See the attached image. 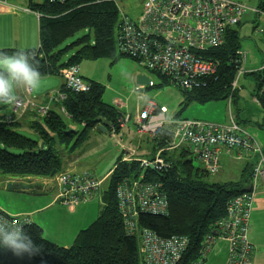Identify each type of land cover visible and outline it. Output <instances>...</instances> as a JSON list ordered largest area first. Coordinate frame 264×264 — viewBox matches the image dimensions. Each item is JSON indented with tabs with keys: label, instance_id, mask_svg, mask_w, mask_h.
Instances as JSON below:
<instances>
[{
	"label": "trees",
	"instance_id": "obj_1",
	"mask_svg": "<svg viewBox=\"0 0 264 264\" xmlns=\"http://www.w3.org/2000/svg\"><path fill=\"white\" fill-rule=\"evenodd\" d=\"M27 1L31 11L41 14L39 47L4 48L0 51L11 54L25 50L31 53L42 77L60 75L63 69L73 64L80 65L83 60L113 57L115 29L119 32L123 17L133 19L121 14L118 0ZM238 31H230L221 46L209 51L208 54L220 65L218 73L208 80L206 86L190 91L179 87L184 96L182 105L234 98L233 82L238 71L235 59L240 50ZM80 32L82 34L69 43ZM155 74L170 81L165 75ZM250 74L256 76L254 96L264 110V93L259 92L264 71ZM86 81L91 88L80 93L67 89L63 84L60 90L65 92L66 99L32 123V128L38 133L37 139L20 132L11 119L0 116V176L52 177L51 173L57 170L56 176L62 172L63 165L58 144H65L68 152L75 151L99 124V117L109 121L113 131L121 130L120 119L124 115L116 105L103 100L105 86L96 81ZM68 121L82 125V128L76 130ZM171 136L170 131L163 130L152 139L172 168L167 172L144 171L146 181L163 185L169 201L167 213L139 212L133 219L137 232L129 233L118 207L116 191L124 179L140 177L141 167L139 161H122L121 158L108 177L106 187L103 189V183L99 191L101 193L102 190L103 203L99 216L78 232L71 246L64 247L48 240L42 227L29 221L25 227L40 251L19 258L0 249V264H146L140 251V232L143 230L153 231L161 238L172 235L188 237V247L178 264H201L207 257L202 258L203 240L209 234L217 235L216 224L226 215L228 202L247 191L244 186L250 179L253 164L247 165L239 182H210L203 168L195 167L192 159H182L189 152L188 147L181 148L179 157L167 155L165 148L171 147Z\"/></svg>",
	"mask_w": 264,
	"mask_h": 264
},
{
	"label": "built area",
	"instance_id": "obj_2",
	"mask_svg": "<svg viewBox=\"0 0 264 264\" xmlns=\"http://www.w3.org/2000/svg\"><path fill=\"white\" fill-rule=\"evenodd\" d=\"M7 4L8 0H0V8ZM248 10L263 21L258 26V32L264 36V0L255 9H250L237 0H143L142 11L136 19L123 17L120 23L119 51L147 71L167 76L180 88L190 91L204 87L218 73L220 65L219 61L208 54L209 51L221 46L227 34L238 29ZM36 15L41 16L38 12ZM235 63L238 73L233 82L234 89L244 73L264 71V66L254 71L245 69L246 55L241 50L238 51ZM61 75L69 90L80 93L91 88L90 83L82 77L78 64L63 69ZM260 83V91L264 93V75ZM153 84L150 81L149 86ZM143 88L145 86H137L135 90ZM30 93L28 91V95ZM48 97L50 102L56 104L65 100L66 94L59 90L50 93ZM254 98L257 100L255 96ZM11 106L13 112L34 108L43 116L50 110L48 106L38 107L32 98H17ZM61 110L64 111V108ZM167 113V107L148 100L136 118L137 133L154 138L170 127L173 139L171 146H188L190 154L201 162L208 175H215L221 169V148L239 150L255 157L249 189L228 202L226 215L216 224L217 235L206 236L201 252L202 258H205L216 239L223 238L229 243L226 264H252L254 247L249 238L250 219L258 184L264 179L263 148L234 117L229 124H220L175 118ZM129 119V115L122 117L120 128ZM139 162L140 177L124 179L116 191L118 207L131 234L137 232L133 218L139 212L164 215L169 206L163 185L146 181L144 171L153 169L167 172L172 168L171 163L165 160L161 150L154 157L140 159ZM55 177L60 187L58 198L68 206L91 201L103 184V180L89 170L75 173L63 171ZM0 216L17 223L29 222L27 217L10 215L1 209ZM140 235V251L146 264H178L189 244L186 236L161 238L150 230H143Z\"/></svg>",
	"mask_w": 264,
	"mask_h": 264
},
{
	"label": "crops",
	"instance_id": "obj_3",
	"mask_svg": "<svg viewBox=\"0 0 264 264\" xmlns=\"http://www.w3.org/2000/svg\"><path fill=\"white\" fill-rule=\"evenodd\" d=\"M16 8L22 9L24 11L22 12L23 14H16ZM27 9H29L28 6H15L14 3H8L7 5H3L0 8V49H31L29 47L36 46L37 44L39 47V17L36 15V12L27 11ZM25 13H29L26 14L28 16H24ZM32 14L34 16H32ZM135 17L136 16H133L132 18L136 19L138 16L136 18ZM148 72L150 71H139L137 69L134 70L130 76L131 86L134 85V90L137 86H143L137 84L138 74L148 75L150 80L153 82L152 77ZM83 74L84 76L82 77L85 80L101 83V79H99L95 73L94 64H90L88 71L84 72ZM54 76L58 77L59 81H56L53 78ZM42 83H44L46 86L40 87L37 94L30 91L31 93L28 95V91L20 89L16 93L17 98H32L33 102L38 107L48 106L50 109L55 108V103L50 102L48 96L52 92L59 91L63 86L64 80L62 75L44 76L42 77ZM44 87H49L51 89L45 94L40 93L39 91ZM145 88L147 89L151 87L145 86ZM138 95L139 105L135 114L131 112L129 106L119 98L116 97L114 100L109 101V103L116 105L124 116L130 113L128 124L122 127L119 132L113 131L112 127H108L105 131H103L99 128V122V124L91 131L89 138L75 151L68 152L66 150L67 147L65 144H58L57 148H61L58 149L60 150L63 159L62 172L68 171L75 173L83 170H89L95 174V176H97L96 173L87 166L90 160L87 158V150L90 148H92V152L102 150L104 153H109L108 155L111 154V158L115 160V163H117V161L121 158L122 161H139L140 159L144 158H152L160 151V149L157 148L158 146L155 140L149 136H140L137 133V127L135 123L138 113L143 110L148 100H153L158 105H160V103L153 98L146 97L143 94ZM215 102L216 101L201 104L193 102L202 105V108L197 109L196 116H198V118L187 119L229 124L234 117L238 124L245 128L257 140L264 150V128L259 121L262 116L261 113H259L260 116H257L256 112L254 114L250 113L245 115L244 119L241 118L240 114H238L240 110L237 107L238 102L235 101L234 97L229 101L228 113L226 114V112L223 110V116L220 117L222 108H220L218 104H213ZM234 103L236 105V112L233 110ZM0 108H3V106L0 105ZM0 116H5L8 119H11L20 132L38 137V133L32 128V123L38 119H41L43 115L34 108L27 110L18 109L16 112H13L12 109L11 113H0ZM173 117L178 118L177 116ZM131 121L134 122V128L129 127V123ZM79 126L81 129L82 125ZM164 130L169 131L170 127H167ZM93 139H97V142H95ZM111 141L113 143L112 145L110 144ZM171 141H173L172 136L170 142ZM183 147L188 146L185 144L175 147L168 146L165 148V150L169 156L170 152H176L177 149H181ZM188 153H190V151ZM220 163L221 169L217 175L215 174L216 176L219 175L218 179L220 181L216 182H239L242 180L243 172L247 165L249 163H255V157L249 155L246 152H240L239 150H227L226 148H221ZM113 169L105 174L104 177H97L102 179L104 183L113 172ZM232 170L234 171L232 172ZM2 177L3 176H0V179ZM3 178L5 179V183L7 185L9 183L16 185L15 188L13 187L11 189H6L7 191L23 194L25 195L23 196L25 197L24 202L30 201L34 204V207L32 208L20 207V209L15 211H7L11 212L13 215L27 217L30 222L37 223L42 227L45 238L58 245L61 244V246H71L78 232L88 227L99 216L103 208L101 197L102 190L101 193L97 194V196H95L90 202L81 203L75 206H68L61 203L58 198L60 187L55 176ZM249 184L250 179L245 183V190L249 189ZM21 185L24 186L23 189L21 188ZM0 208L2 209L1 204ZM38 213L40 214L36 216ZM249 238L254 247L252 264H264V179L260 181L256 190L255 201L251 212ZM228 256V241L223 238H217L212 245V248L209 251L206 259L201 264H226Z\"/></svg>",
	"mask_w": 264,
	"mask_h": 264
},
{
	"label": "rangeland",
	"instance_id": "obj_4",
	"mask_svg": "<svg viewBox=\"0 0 264 264\" xmlns=\"http://www.w3.org/2000/svg\"><path fill=\"white\" fill-rule=\"evenodd\" d=\"M246 5L250 9H255L259 6L261 0H237ZM8 3L28 6L27 0H8ZM118 6L121 10V14L124 13L129 17L139 16L143 7V0H118ZM19 7V6H18ZM24 12L20 8L15 9L16 14H23ZM25 13L24 16H28ZM32 16H34L32 14ZM135 17V18H136ZM263 21H260L257 18V15L252 13L250 10L246 12V14L242 17V22L238 26L239 30V38H240V50L246 55V63L244 65L245 69L254 71L259 70L264 66V36L258 32V26L262 25ZM82 32L78 33L73 39L69 40V43L72 40H75L78 36H80ZM115 38V54L113 57L108 58H100L97 60H83L80 63V70L82 76H84V72L88 71L89 65L94 64V70L99 77L101 84L105 86L103 100L105 102L114 100V98H119L125 104L129 106L131 112L135 114L136 109L139 105V95L143 94L148 98H153L157 102L160 103V106L164 105L168 109V116H177L180 119L183 118H198L196 116L197 109L202 108V105L197 103H191L186 106L183 103L184 96L179 87L173 84L171 81L162 80L157 74L148 72L155 86L151 88H143L142 90H134V85L131 86L130 76L134 72L135 69L139 71H146L138 62L130 58L129 56L122 55L119 51V43H118V29L116 28L114 31ZM33 48H38V44L36 46H32ZM29 47V48H32ZM64 47V45L62 46ZM23 49V48H20ZM28 49V48H27ZM238 73V72H237ZM244 73L241 77H239L237 88H235V101L238 102L237 107L239 110L240 117L244 119V116L247 114L257 113V116H260L259 113L262 114L260 118V123L263 128V120H264V110L261 107L259 102L254 99V94H256V76L254 74ZM56 81H59V78L53 77ZM237 78V76H236ZM255 79V80H254ZM258 81V79H257ZM42 86L44 83L41 84ZM49 87L42 88L39 92L46 93L50 90ZM43 91V92H42ZM144 92V93H143ZM259 92H261L259 90ZM35 94L38 91L34 92ZM50 93V92H49ZM34 97V96H33ZM232 98L224 99L216 101L213 104H218L221 110L220 117L223 116V110L228 113L229 109V101ZM256 100V101H255ZM12 105V104H11ZM11 105H2L3 108H0V113L7 114L11 113L12 106ZM201 106V107H200ZM233 110L236 112V105L233 104ZM127 115H130L128 113ZM132 120V119H131ZM68 124L72 126L74 129H80L78 124L71 123L68 121ZM128 124V123H127ZM129 127L134 128V122L131 121L129 123ZM72 128V129H73ZM261 128V127H260ZM25 135L37 139L38 137L35 135L27 134ZM97 142V139H93ZM113 144L112 141L110 143ZM94 146V145H93ZM92 146V147H93ZM110 146V145H109ZM61 149L60 147H58ZM90 148L87 150V158H89V162L87 166L96 173L99 178L104 177L111 169L115 166V160L111 158V154L104 153L102 150H97L92 152ZM182 149H177L176 152H170L169 155L175 154L176 157L180 156ZM183 160L192 159L193 165L197 168H203L202 164L199 160L195 159L194 156L190 153H185L182 157ZM204 169V168H203ZM234 170H232L233 172ZM217 175V174H216ZM209 175L207 180L210 182L220 181L218 176ZM224 176V174H223ZM225 177V176H224ZM107 180L104 182L103 189L106 187ZM7 184L5 183V179L2 177L0 179V204L2 205L3 211H15L20 209V207L32 208L34 207L33 203L30 201L24 202L25 195L7 191ZM90 202V201H89ZM9 210V211H7ZM40 213L36 214L39 215ZM10 215H13L12 213ZM61 245V244H60ZM65 247V246H64Z\"/></svg>",
	"mask_w": 264,
	"mask_h": 264
},
{
	"label": "clouds",
	"instance_id": "obj_5",
	"mask_svg": "<svg viewBox=\"0 0 264 264\" xmlns=\"http://www.w3.org/2000/svg\"><path fill=\"white\" fill-rule=\"evenodd\" d=\"M41 84L42 74L31 53L25 50H16L11 54L0 51V105L14 104L18 90L36 92ZM29 223H17L0 216V249L19 258L37 254L40 248L25 227Z\"/></svg>",
	"mask_w": 264,
	"mask_h": 264
},
{
	"label": "water",
	"instance_id": "obj_6",
	"mask_svg": "<svg viewBox=\"0 0 264 264\" xmlns=\"http://www.w3.org/2000/svg\"><path fill=\"white\" fill-rule=\"evenodd\" d=\"M150 81H151L150 77L146 74H138V76H137V84H139V85L149 86ZM99 122H100L99 128L102 129L103 131H105L108 127H111V123L109 121L105 120L103 117H99ZM56 173H57V170H54L51 173V176H54ZM13 187L15 188L16 185L12 184V183H9L7 185V189H11ZM21 188L23 189L24 186L21 185Z\"/></svg>",
	"mask_w": 264,
	"mask_h": 264
}]
</instances>
